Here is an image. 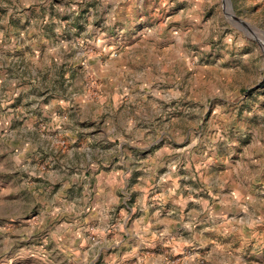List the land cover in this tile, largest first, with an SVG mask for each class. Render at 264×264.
I'll return each mask as SVG.
<instances>
[{
    "label": "rangeland",
    "instance_id": "374dc122",
    "mask_svg": "<svg viewBox=\"0 0 264 264\" xmlns=\"http://www.w3.org/2000/svg\"><path fill=\"white\" fill-rule=\"evenodd\" d=\"M129 1L0 0V264H107L105 173L148 165L154 202L174 183L200 204V264H264V0H151L144 21ZM153 26L174 44L154 108L108 106L127 86L105 63Z\"/></svg>",
    "mask_w": 264,
    "mask_h": 264
},
{
    "label": "crops",
    "instance_id": "0c3cea01",
    "mask_svg": "<svg viewBox=\"0 0 264 264\" xmlns=\"http://www.w3.org/2000/svg\"><path fill=\"white\" fill-rule=\"evenodd\" d=\"M146 1H129L131 13L136 10L135 7L141 9L140 21L151 16L145 6H150L152 2ZM126 16L128 14L122 12L121 18L125 17L124 21ZM194 19L196 18L189 19L188 23H193ZM188 29L190 33L193 28ZM167 35L166 28L158 31L154 26L151 29L139 27L134 30V41L125 46L120 56L112 57L105 63L106 73L118 75L116 85L120 88L127 86V91L114 93L115 99L108 92V106L129 108L128 104L132 99L142 100L138 106L147 104L154 108V104L149 101L154 98V93H149L145 87L154 83L156 73L157 77H161L163 68L168 64L167 50L174 44L170 43ZM170 64H174V61ZM129 85L144 92L131 94L128 92ZM116 101L118 104H115ZM143 163L146 164L145 161ZM148 168V172L142 170L140 173H134L133 168L126 166L120 171L110 170L105 173L107 180L103 186L112 192L106 200H102L98 208L91 211L90 218L101 223H97L100 230L96 232L99 233L98 237L102 238H96L94 244L102 242L106 250H111L104 256L107 264H200L202 254L193 247H202L206 236L205 228H208L205 227L208 220L205 219V222L201 219V211L196 210L195 206L199 207L200 204H189L188 198L179 197L181 189L174 183L166 185L163 190L158 189L161 192L156 194L157 201L154 202V166L148 165ZM132 175H137L140 180L135 185L136 188H132L135 192V202L129 205L124 201V206L116 212L113 206L119 202V197L111 200L112 193L118 190L122 181ZM221 261L219 259V264Z\"/></svg>",
    "mask_w": 264,
    "mask_h": 264
}]
</instances>
